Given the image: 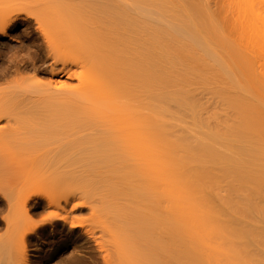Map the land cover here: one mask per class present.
<instances>
[{"label":"rangeland","instance_id":"374dc122","mask_svg":"<svg viewBox=\"0 0 264 264\" xmlns=\"http://www.w3.org/2000/svg\"><path fill=\"white\" fill-rule=\"evenodd\" d=\"M4 1L8 2V0H0V25L3 24V22L6 20V18L8 19L9 16L11 18L13 14L16 15L18 11L17 9L19 10L24 9L26 11L30 10L29 12L31 13L36 12L42 19L43 24L49 28L50 33L52 32L54 34L53 36H55L57 40L66 42L72 37L73 38L75 36L78 37V40L76 38L74 42L75 43L78 42L79 47L77 48L78 44L76 43L77 45L74 44L76 45V48H74L73 50L71 49L70 50L71 53H69V50H67L68 52L66 50L63 52L60 51L59 53L61 55L57 53L56 54L57 56L54 55L55 57L54 56H53L54 58L52 57L54 59L53 62L56 61L54 63H56L59 68V65L61 67V65L63 64V62L61 63V61L62 60L64 61L65 59L69 63V66L70 67L72 66L71 68L75 69L80 66H83L82 63L86 65L87 62L85 64V60L88 61L91 59L92 63L99 70V72L105 77V79L110 80L111 97L118 99V102L112 105V109L110 110V118L104 117L105 114L109 113V111L105 107L98 105V103L94 104L93 102L94 99L90 101V99H86L82 97L79 93H78L79 95L77 94L75 87H73L78 84V80L74 78L75 76L68 77L66 73H62V72L59 73L58 75H52L50 69L48 68L50 62L52 61L51 60L49 61V58H47V55H45V53L41 59L40 58H38L37 60L35 59L37 58V55H35L36 48L38 47L37 44L41 43L40 39L43 40V38L39 37L41 35L38 31H35L36 32L35 34L34 30L37 26L35 25L34 22L31 21L29 23L31 25L26 24L25 22L21 23V21H18V23H15V25L13 26H10V24L8 25L9 22L3 24L4 26L7 25L8 27L6 26L7 27L6 30L7 32L5 35L6 38L0 41V43L5 45L4 48H0V54L2 55V57L0 55V74H1L0 95L2 94V97L0 98L5 99V101L9 100L8 101L10 103L9 105L13 104L15 106L17 102L19 105L21 104L22 107L24 105L23 107L24 109L25 108L27 109V106L31 105L34 101L36 102L37 99L39 100V98L43 97L42 95H45V93H47L46 94L47 97H49L48 96L49 94L52 96V94L54 93L53 95L55 96V99L56 101H58L59 104L57 102H54L55 100L54 98L53 99L51 98L53 100L51 101L54 103H52L50 100L49 102L51 103H48L47 102L48 98L47 100L44 99L46 96L40 99L42 104L45 101L48 107H50L49 104L51 105V107H57V105H59L60 107L58 108L60 112L59 110H57L58 113L57 117L59 113L60 115L63 114V112L66 110L64 108L68 107L67 110L62 115L64 117H60L59 115L60 118H56L55 117L56 115L54 113L53 114L55 116L52 114L56 118V121L58 119L61 120L63 118L62 122H60L59 124L60 126H58L59 122L56 123L55 121L53 123L54 124L56 123L57 124V125L55 124L56 126L48 125L49 127H47L45 126L47 123L45 121L50 117H48L45 121H40L39 120L40 118L37 114L39 110L38 111L36 110V114L35 112H33L34 113L33 114L32 112L30 113V111L27 113V111H25L26 109L24 110L22 108L24 111L23 113H25V115L29 114L31 117H36L37 122H35L34 121L35 118H33V123H32L31 117H28L29 115L25 116L24 114H22L19 111L21 109H14L16 107H19L18 104L16 105V107L13 106L14 107L13 113L10 112L11 107L7 106L8 104H6V106L9 107L10 109L8 110L9 113H11L12 115H14L15 110H17L18 112V113L15 112L16 114L21 113L23 115V118L21 117L22 115H17L18 118H20L19 121L21 122L18 123L17 122L18 120H16L15 122L16 127L14 125V121L15 119L18 118H15L14 121H12L13 123L12 125L17 129V126L19 124H22L23 131L24 132L27 131L26 132L27 134H25L21 130L22 129L21 125H19L18 130H16L12 126V129L13 130L15 129L16 131L14 130L11 133H7L9 131H6V133L3 132L4 134H0L1 192H3L6 197L11 198L14 202V205L16 204V202L18 203L20 202L19 199H21L20 197L22 195H24V197L26 196L25 198H27V202L29 203V204L27 203V207H25V209L27 208L29 209V210L27 209L28 210L27 213L24 211V209H22L23 206L21 205V202L19 203L21 210L24 211L27 215L25 214L23 216L22 212L19 213L18 208L20 207L17 208L18 210L16 212L14 211V213L16 214H14L13 217L14 219L10 227V231L8 232L11 251H14L13 253H15L16 249L17 250L20 249L18 248L20 247L19 244H21L20 235L21 233L23 234L25 233V231L29 230L30 227L32 228V230L38 231L35 232V234L30 232L32 233L33 236H31L30 242L26 241L25 243L26 244L25 251L29 257L28 259L30 261V264H34L36 262H38L36 264H55L56 258L54 259L53 257H51L46 259L45 252L49 253L50 251L53 250V248L54 249L59 248L61 247V245L63 247L65 246V256H67L73 251L72 249L74 248L73 246L77 247L76 249L74 248L75 250L73 251V252H77L76 253L77 255L83 254V252L81 253L80 251H86V248L84 249V247L91 246L90 249H92L94 252L96 250L95 253L98 256L99 260L101 261L100 250L104 251L107 248L111 250V248L113 247L111 248L109 247V245L111 244L110 242L113 241V243L116 245V242L119 240H121L122 241L121 243H123L122 245H120L117 242V244L120 245V247L118 246L119 249L120 248L125 249L127 254L120 256V255H116V253L114 254L115 251L111 250L112 252L113 251L114 252H113V256H110V258L113 257L112 260L109 259L111 260L110 264H150L147 263L149 259L146 260L145 257L134 253V251L136 253H139L141 247L143 246L142 243L141 246L139 241H136V240H140L138 239L137 236H135L136 233H140V235H143L141 238L143 239L144 237V240H140V241L142 242L144 241L145 243V240L147 239V243H145V245H147L146 247L147 248L149 247L151 250L150 245L153 243L155 238V234L153 236L154 230L151 229V227L155 225V229H156L162 225L165 228V225H163V223L166 222L167 220H168L167 223L171 222L169 221V219L171 220L173 217L175 219V215L177 211L175 213L174 208L172 211L171 207H173V205L170 203L171 199L169 195H166L164 191L165 186L162 185L163 183L159 182L158 178L155 177L156 175L154 171L152 172L150 168H147L145 166L148 159L147 154H145L146 156L144 154L135 155L134 151L132 152L131 149H129V147L125 148L124 147L125 145L119 142L118 130H120L123 124L130 122L135 123L139 125L141 129L143 130L146 129L150 131V133L155 134L157 136L158 141L160 143H164L165 144L164 146H166V148L168 146L173 145L172 151H177L178 148L174 150L175 149L174 144L177 141L178 135L185 132L187 133V131H189L190 133L194 131L193 127L194 125H196L195 124L197 123L196 121H198V124L199 123L203 124L204 129L206 128V130L207 129L212 131L216 129L223 130L225 126L232 120V118L234 119L235 117L234 114L236 113L235 112L236 105L242 106L243 104H245L246 108L247 105L250 107L249 109L250 111H252V109L253 112L254 110L255 112L258 111L259 113L258 112L257 113L260 114L259 118L257 117L258 116L257 113H251V114L253 115L256 114L255 116L259 119V121L262 120L261 123L263 122L264 124V97H263L264 93L262 88H260L262 92L258 93L259 86L257 88L258 92H256L255 87L257 83L252 69L253 66L251 67V65H253L254 63L253 60L255 59L256 54L255 52L253 53V51L250 49L249 50L253 54L252 55L251 53L249 54L245 46L243 45L244 43L241 44V42L243 41L242 37L246 38L247 35L242 36V34L240 33L242 37L239 36L238 31L240 28L239 23L242 22L241 21L242 11L241 12L239 11L238 9L239 5H237L238 4L237 2L235 3V1L237 0H234V2L233 0H159L163 2L164 6L166 5V7L170 11H172V13L174 12L175 15L173 16L176 17L178 15L177 13L178 12L180 13V11H182L187 5L192 7L189 6L188 8L186 7L187 10L185 9L186 11L184 10L182 11L185 14L187 11L191 9H192L191 11L195 10L194 8L197 7L196 4L198 5V8L199 7L201 8L202 6L204 7L203 10L200 12L203 13L206 10L204 12L205 15L203 16L204 18L200 17L202 19L200 22L203 24L204 27L207 24L205 23L207 22V20L208 21L212 20L209 21V23L211 22L214 23V24L211 23L212 26L207 24L209 26V27L207 26L208 28L205 27L206 29H208L207 31H209L210 34L207 33L206 30H205L206 32L203 31L206 34H209L210 39L215 42V46L212 45L214 47L212 46L210 47V49L214 48L212 54H210L211 53L210 51H209L210 53L209 52L206 53V50H203L201 47H199L200 44L198 45L194 43L195 41L190 40L188 37L180 36L179 34H177V36L179 35L178 38L180 37V39L177 40L178 38L177 36H175L176 33H173L174 30L173 32L172 30L170 31L171 32L170 35L168 34L170 29L168 30L167 26H165L166 29L164 34L162 32L164 30L162 29L161 31L160 30L161 28H159L160 31L157 32L158 31L157 28L159 27L158 25L156 29H151L152 28L151 27L150 29L152 31L149 29L152 35H149L150 32L149 33L145 32L147 29L146 30L144 29L145 31L141 29L142 31L137 36L138 39L135 38L134 35H132L135 39L132 40L131 38L133 37L130 36L131 39L130 40L127 36H122L123 33L122 28L118 27L114 22L112 23L111 14L107 13L109 16H111V18H108L106 17L107 16L106 12L103 15L104 12L102 11L103 13H100L101 11H99L101 9L96 10L97 7L94 8V6H92L93 8L92 9L90 7L91 5L89 6V8L92 12L93 11L94 12L88 13L87 9L89 8H86V12H85L83 8L84 7L83 3L85 2L84 3L85 5H89V3L86 2V0H83L84 1L83 3H81L82 1L80 2V0H13V1L10 0L11 3H7L6 5ZM144 1L145 3L149 2V0H144ZM159 1L157 2L155 1V2L158 3ZM155 2L150 1V4ZM13 3L16 4L13 6L11 5ZM4 5L7 6L8 9L7 8L5 9ZM8 5L12 6V7L9 6L12 10L8 7ZM170 11L169 13H171ZM189 12H187V17H189L188 15L191 14ZM18 13H20V11H18ZM228 14L230 15V17L231 16L232 17L231 18L228 17L231 20L226 21L227 19L226 17L228 16ZM240 14H241V18H240ZM20 15H23V11L22 14L20 13ZM184 15H182L183 18ZM12 18L14 19L15 16ZM166 18H168V15ZM109 19L111 20V22L109 21ZM10 20L8 19V21ZM230 21L231 22L233 21L232 22L234 23L233 27H235V29L238 30L237 31L238 33L234 31L235 29L234 30L232 29L233 27H231L232 23H230ZM10 23H12V21ZM202 24L200 26H202ZM242 24L244 25L243 22L241 23V26H243ZM204 27L202 29H204ZM196 28L199 29L200 27H197L196 25ZM240 29L242 30V31L240 30V32L243 33V28ZM153 33L155 37L153 36ZM158 33H161L163 35L159 34L158 37ZM166 33L170 38L169 37L167 38ZM36 35L38 37L35 38ZM150 36L154 38L153 41L150 38ZM126 38H128V41L126 40ZM187 38L190 41L186 40ZM31 39L32 40L35 39V40L32 41ZM136 39L137 41H135ZM246 39L248 40V38ZM12 41H15L16 43L13 45L10 43ZM244 42L246 43L247 41H245L244 39ZM210 44H214V43H210ZM78 52L80 56L79 54H76ZM86 53L87 55H84ZM73 56H75L76 58L81 56L83 58L86 56L85 58L87 57L88 58L87 59L84 58L83 60L80 59L83 62H80L79 63L80 65L76 67L74 65H70L69 62L71 58L74 60ZM9 64L10 65L13 64V66L11 65V67H15L18 70L16 71V69L13 68L14 74L6 76L4 71ZM14 65H17V67ZM33 66H35L36 69L38 67L39 70L34 72L35 67L32 68ZM252 73L253 75H251ZM16 74H18L21 77H27L28 81L26 79H24L26 80V82L23 80L24 83L23 81H19L23 86L26 83L28 88L30 86L31 89H28L24 86L23 91H25L26 94L23 91H21L23 86L19 85V82H15ZM37 75L38 77L36 78V80L40 79L39 80L40 82L38 81L37 82L42 85L43 89H40L41 87L40 88L37 87L36 89V85L38 83L35 84V89L34 86L31 87L32 86L31 82L33 83L34 81H30V80H32V78L36 77ZM4 76L8 78H5ZM11 80H13L14 82ZM13 83L19 89L17 87H13L12 86ZM62 84L64 85V88L67 89V91L69 90L68 92H65L63 90L64 88H62L63 92L62 91L59 92L60 85ZM253 85L255 86L253 87ZM3 86H6V88ZM44 87L46 90H44ZM56 87H58L57 92L59 94L56 92V89H52ZM70 87H73L74 89L73 88L71 89ZM14 88H16V92H18L21 89L19 93H15V95L18 96L14 95V91H15L13 90ZM9 89L12 91H8ZM50 89H52L53 91H51ZM26 90L29 93H27ZM29 90L32 92L36 90L34 91L35 94L30 93ZM3 91H6L5 94ZM36 92H38V94ZM6 93L9 94L8 97L11 95L10 98L14 96L13 98H15V100L12 98H11L12 100L10 98H7ZM3 94L5 95L4 98H3ZM24 95H27L26 97L29 96L28 100L26 99V97L24 99ZM16 97H18L19 99ZM20 98H23L24 100ZM2 99L0 100L1 102L4 101ZM10 100L12 101V103L10 102ZM26 100L28 102H30L29 100H32L31 101L32 103H28L29 105L21 103V102L27 103L25 102ZM38 100L36 103L37 106L36 104L34 105V103L32 104L33 106H36L34 107V110L35 108L37 109L39 105ZM19 101L21 102L19 103ZM4 102L2 104L7 103ZM1 105L0 107H2ZM245 105H243V107ZM6 106L4 107L6 108ZM28 109H30V107H28ZM32 109L30 110L32 111ZM42 110L44 111V107L43 109H41V111ZM43 111L40 117L44 116L46 118L47 117L45 116L46 114L50 115L49 113L51 111L49 113L47 112L44 115H43ZM11 114L10 116L12 117ZM39 114H41L40 111ZM1 117H3L2 113L0 114V126L4 127L6 120L4 118L6 117V115H4V118ZM14 117L16 116L14 115ZM25 117L31 120V121L29 120L27 121H29L31 124H34V126L30 124L33 128L28 127L29 123L26 122ZM117 117L119 118V124L116 123ZM52 118L48 120L49 121L55 120V119L51 120ZM66 118L68 120L70 119V122H72L70 123V125H72L73 131L69 130V132L68 131L66 132L69 135H71V140L69 139L70 136L68 134L66 135V133L64 134V132H62V130L64 131L65 129L66 131V129L70 128L68 126H66V128H64V126L61 127V123H63V120L65 122V120H67ZM41 120H43V117ZM22 122L27 123L28 125L26 126V124H23ZM34 122L37 124H35ZM41 122L45 123V125H43L45 126V128H43L42 125L40 126ZM65 124L68 125L69 121ZM23 125H25V127ZM39 126L42 127L40 130L37 129L40 128ZM46 128L49 129L50 131L47 130ZM36 129L38 130L39 133H41L40 131H42V133L41 134L36 133L37 132ZM43 129L44 131H47L45 134L43 133ZM57 129L63 134L59 133ZM55 130L59 133V135L57 132H55ZM75 130L77 131V133ZM90 130L92 135H96L95 139L97 141L98 140L100 141L102 138L101 141L102 143L103 140H105L102 144L100 143L101 146H99L98 144L99 148L94 150L96 151L95 153H98L97 150L99 151L100 149L104 150L103 152L98 153V155L96 154L97 156L91 155L94 153L91 154L84 153V152H80L79 150V148L80 149L82 148L81 151L87 150L86 152H88V149H90L93 152V149L96 148L95 147L91 149L97 143L96 144L93 143L95 144L93 145L91 141H89L90 139L92 140L91 138L92 135L90 136L89 134L90 136L89 137L87 134L90 132ZM92 130L93 131L95 130L94 132L96 133L93 134L94 132ZM53 131L55 134L53 133ZM70 131L73 134L74 133L76 134H74L73 136L70 133ZM47 133L48 134L52 133L51 135H53V137L51 135H50L51 137L48 136ZM79 134H81L82 139H84L83 138L84 135L85 138H87L86 137L87 135L89 137L88 142L91 143L89 144V146L91 145L93 146L91 148L88 146L89 148L86 149L85 147L87 144L84 143H86L87 141L84 142L85 139L83 140V144H82L83 147L80 146L81 144L79 143V141L78 143H76L75 142L76 140L81 139ZM29 135L31 137L32 135H34L35 137L31 139L33 141L35 140L36 142L35 141L33 142L31 139L29 140L27 138V137L30 138ZM44 135L46 138L44 137ZM66 136L69 137L68 140H70V142L67 141ZM41 137H44L47 140ZM49 137L52 138L53 140L48 139ZM36 138L38 139L36 140ZM55 138L57 139V141L60 138L58 141L59 143L56 142ZM65 138H66L65 142L67 143L71 144L72 142H74L76 144H80L79 148L77 147L78 150L76 147H75L76 150L70 149V148H74L73 146H77V145L67 146L66 143H62L61 145L60 144L61 141L63 140L62 142H64ZM73 138L74 139L77 138V139L73 141L72 140ZM43 139L46 142H48L46 144L47 145L49 144L50 147H48L47 145H45V143H43L44 142ZM95 139L93 140V142L96 141ZM51 142L53 146L55 144L57 146L55 145L54 146L55 148L53 147L51 148L52 145L50 144ZM64 145L67 146L66 147L67 149L64 148ZM61 148L64 149L62 150ZM181 149L182 148H180L178 151H180ZM78 151L79 153L77 154ZM143 156H145L146 158H144ZM174 162L180 164L179 166L177 165V163L175 164L176 168L179 167L180 169V167H183L184 165L186 166L187 163L185 164V162L188 161L184 160V158H181V156L176 155V160ZM179 169L177 170L179 171ZM184 170L185 169L183 168V172H185ZM179 172L182 171L180 170ZM31 175H33V178L34 177L36 178L37 176V180H35L32 183H26L29 180L32 181L31 179L33 178H31ZM38 177L40 178L38 179ZM26 179L29 180L26 181ZM35 191L37 193H39V191L43 192L40 193L43 194V196L44 193L47 194L50 200L53 199L54 202L52 200L51 201L48 200V201L52 202L56 207L53 208L54 207L53 204L51 207V203H49L50 208L48 206V208L44 207L45 208L44 209L43 205L45 206L47 201H43V200H45V197L47 195L45 197L41 196L42 198L41 200L40 195H37V197L39 196L37 198L34 195L35 193L34 194L32 193ZM74 193L75 195L77 194V197H75ZM29 194L30 195L32 194L33 196L31 195L32 197L30 196V198H28ZM73 195H74V199L72 198L73 201H71L72 200L71 197H73ZM32 198L35 199L36 203L35 201H32L33 200ZM68 199H70L71 202L70 205L84 204L83 206L85 207L81 205L80 208V206H78L75 210H73L74 213L70 208L71 209L70 213L75 214L76 215V216L74 215L75 217H78L83 221V223L80 222L81 225H83L84 228L87 227L88 231L91 230L93 232L91 233V235L92 234L95 235V237H97V239L99 238L100 240L108 239L110 237L109 239L111 241L109 242L110 243L109 245L104 243L109 239L104 240V242L98 240L97 242L95 240L98 244L100 242H101L100 244L103 243L102 248H105L104 250L99 249V253H97L98 252L97 247L99 245L93 240L94 237L92 238L91 236H89L90 235L89 232H88L89 234H87V238L85 239L87 240V242L84 240L85 243H83L84 241L80 243L78 242L73 243L72 241L69 242L67 241L66 243L67 239L65 240V238L67 235V230H66L67 225H65L64 227L60 226L59 228L60 224L58 225L54 224L55 226H57L56 228L59 229L55 228V230H53L54 225H52V222L54 221L58 222L59 217L60 216L62 217L63 213L65 216L66 215L65 212L67 213L66 210L69 209L70 205L68 204L69 203ZM211 200L214 201L215 199L211 196ZM37 202H39L40 205H38L39 203ZM43 202H45V204H42ZM64 202L66 203L67 206L64 204ZM89 203L90 204L93 203L95 205L93 209H91L94 210L95 214L91 216L92 214L90 213L89 216L91 217L88 216V212H87V211L90 212V208L89 210L86 209L87 207H90ZM217 203L219 202L217 201ZM19 204L17 205L19 206ZM33 204H35L36 206H33ZM64 205L65 208H67L65 210L64 208L62 209ZM57 206H60L61 210H63L64 212L62 213V211L59 210L61 212L60 213L58 210H56V208H58ZM16 207L14 210H16ZM96 210L97 212H95ZM57 211L60 213L59 215ZM53 213L55 215L57 213V216L56 217L51 216V214ZM173 214L175 215L172 216ZM6 215H7V211L6 208H4L0 216L3 217ZM70 216L73 217V215ZM44 217H50L49 219H52V222H48L49 220H46L47 221L46 222L44 220ZM52 217L57 219L53 220ZM160 217L161 218L169 217V219L167 218L166 221L165 218L160 220L161 219ZM154 223H157L158 227H156V224ZM158 223H160L161 225L160 224L158 225ZM3 224H1L0 226V237H2L3 236L2 234H4L6 231L5 224L4 226ZM41 224L44 226V228L42 227ZM40 227H42L43 229ZM159 228H161V230L164 229L162 227ZM61 230L64 232H62ZM83 231L84 233L85 232L87 233V229H84ZM78 232L79 230L75 229L73 232L74 233L73 236H80L82 232L81 233ZM141 232L143 234H141ZM54 233H56L55 235L56 237L52 238L51 235H53ZM38 234L40 235L41 240L37 241L35 237ZM134 236L137 238L136 240L134 239L133 241ZM126 238L129 239L131 238L132 241L130 240V242H128ZM90 240H91V244H90ZM92 241L96 244H94ZM92 243L96 246H94ZM104 245L105 246L107 245V248L104 247ZM77 249L79 250L77 251ZM129 250L133 251L134 254L132 253L130 254ZM150 250L147 249L146 251L149 252ZM119 251L121 254H123L121 250ZM148 252L144 253V255L148 254ZM9 255H11V253ZM11 256H13V254ZM117 256L120 257L117 258ZM139 256L141 257L140 259ZM6 257L4 259H6Z\"/></svg>","mask_w":264,"mask_h":264},{"label":"bare ground","instance_id":"6f19581e","mask_svg":"<svg viewBox=\"0 0 264 264\" xmlns=\"http://www.w3.org/2000/svg\"><path fill=\"white\" fill-rule=\"evenodd\" d=\"M150 1H153V2L156 1L157 2L159 0H155V1L149 0V2H147V3H145L144 0H86V2L89 3V5H85L84 4L85 2L83 0H80L81 3L84 2L83 8H84L85 12H86V8H89V6L91 5L90 6L91 8H92V6H94V8L97 7L96 10L101 9L99 11H101L100 13L104 12L103 15L106 12V15H107L106 17L111 18V16H112V18H111L112 23L114 22L118 27L122 28L123 29L122 36H127L129 39H130V36H132V35H134L135 38H137L138 34H140V32L144 29L145 30L147 29L148 31L147 30L146 31L144 30V31L148 32V33L150 32L149 35H152L151 29H156L158 27V25H159V27L157 28L158 29L157 32H159L160 30L162 31V29H163L164 31H162V32L164 34L165 29H166L165 26H167L168 30L170 29L169 33H168L169 35L171 34L170 31L172 30V32H173V30H174L173 33H176L175 36H177V34H179L180 36L188 37L190 40L195 41L194 43H196L198 45L200 44L199 47H201L203 50H206V53H208L210 51L211 53L210 52L209 53L212 54V51L214 48L210 49V47L212 45L215 46V42L210 39V35H209L210 33H209V31H207L208 29H206L205 27H207L208 25L212 26V24H214V23L211 22L212 23L211 24V23H209V21H212V20H209V21L207 20V22H205V23H207L208 25L206 24V26L204 27L203 24L200 22L202 20L201 18L205 15L204 12L206 11L205 10L203 13L200 12L203 10V8H204L203 6L201 7L202 8L201 9L200 7L198 8V5L196 4L197 7L194 8L195 9V10H193L194 12L191 11L192 9L190 8L191 9V10H189L190 12L189 11H187V12H189L191 14L188 13L189 17H187V12H186V14L184 12H182L183 10L184 11L187 10V8L189 6V5H187L186 6L187 8L183 7L184 9L183 10L181 9L182 11H180V13L176 12L178 14V15L176 14L177 15V17H176V16H173V15H175L174 12L172 13V11H170L166 7V5L164 6L163 2H161V1L158 2L159 4L161 3L160 4L161 6H160L156 2L150 4ZM233 2H234V0H233ZM236 2L238 3L237 5H239L238 6L239 11L240 12L242 11L241 14H242V19L244 21L242 19H241V21L244 23V25L242 24L243 26H241V23H242L241 22V23H239L240 26L239 25L238 26L240 28H243V33L240 32L241 29L239 27H238L239 31L237 29H235V27H233V25H234V23H232L233 21L232 22L230 21V23H232L231 27H233L232 28L233 30L235 29L234 31L239 32L240 37L247 35L246 38H248V40L246 38L242 37L243 41L241 42V44L244 43L243 45L245 46V48L249 54L251 53L250 50H252L253 53L255 52V54H256L255 59L253 58L254 63H253V65H251V67L253 66L252 69H253V73H254V76L256 79V83H257L255 90H256V92H258V90H259L258 93H260V92H262L260 88H262L263 93H264V0H237V1H235V3ZM7 3H11L10 0H8V2H5V5ZM15 4L16 3H13L11 5L14 6ZM9 6L10 5H8V7ZM10 7H12V6H10ZM189 7H192V6H189ZM6 8H7V6H5V9ZM165 8H167L171 13H169V11ZM197 8L201 9V10H198ZM240 8H241V10H240ZM17 10L20 11L21 14L23 11L24 16L20 15V13H18V11H17L16 15H14V14L12 15V17L15 16L14 19L12 17L10 18V16H9L8 19L9 20L12 19V20L8 21V19L6 18L7 21L5 20L3 22V24L9 22L8 25L10 24V26H13V25H15V23H18V21H21V23L25 22L26 24H29L31 21L34 22L35 25L37 26L35 28L34 32L38 31L40 33V35L42 37L41 36H39V37L43 38V40L40 38H38V39H40L41 43L43 41V45H44V47L41 48V43L37 44L38 47L36 48V51H35V55H37V58H35V59L36 60L38 58L41 59L45 53V55H47V58H49V61L50 60L52 61V62H50L49 67H48L50 69V72L52 75H58L59 73L62 72V73H66L68 75V77L75 76L74 78H76L78 80V84L76 86H73V87H75L77 94L79 93L82 97H84L86 99H90V101H92L94 99L93 100L94 104L98 103V105L105 107L109 111V113L105 114L104 117L110 118V110L112 109V105L117 103L118 99L111 97V95H110V90H111L110 80L105 79V77L99 72V70L92 63V60L90 58L89 59L91 61L85 60V64L87 62L86 65H84V63H82L83 66L78 67V65H80L79 63L83 62L81 60H83L86 56L83 58H82V56L77 57V58L75 56H73L75 61L71 58V60L69 62H70V65H74V66L78 67L75 69L71 68L72 66L70 67L69 63L65 59H64V61L63 60L61 61V63L63 62V64L61 65V67L59 65V68H58V65L56 63H54L56 61L53 62V60H54L53 58L55 56H57L56 55L57 53L59 55H61L59 53L60 51L63 52L65 50L66 51L69 50V53H71L70 50L71 49L73 50L74 48H76L77 44H78V46H77V48H78L79 43L76 42L77 43L76 44L74 42L76 38L78 40V37L73 35L75 37L70 38L66 42H62L60 40H57L55 38V36H53L54 34L52 32L50 33L49 28L43 24L42 19L40 18V16L36 12L31 13V12H29L30 10L26 11L24 9H20V10L17 9ZM89 10H90V8L87 9L88 13L94 12V11L92 12L91 10L90 11ZM164 10H166V11H164ZM107 13L111 14V16H109ZM226 13H225V15H226ZM164 14L165 15L167 14L168 18H166L167 15L165 16ZM181 14L186 15V16L184 15L185 19L183 18V16ZM241 14H240V18H241ZM190 16H192V17H190ZM196 17H198V18H196ZM228 17H230L229 14L226 17L227 18L226 21L231 20ZM196 19H197V22H199L200 24L196 22ZM111 20L109 19L110 22H111ZM11 21H12V23H10ZM3 24H1L2 26L0 25V29H3L4 34L6 35V32H7L6 30H7L8 26L6 25L7 26L6 27ZM198 24H199V26H198ZM201 24L204 27V29H202L203 27L200 26ZM29 25H31V24H29ZM196 25H197V27H200V28L197 29ZM10 26H9V28H10ZM159 28H161V29L159 30ZM149 29L151 31H149ZM205 30L209 34H206ZM203 31H205V32H203ZM45 33L47 35H45ZM161 33H158V37H159V34L163 35ZM240 33L242 34V36L240 35ZM35 34H36V32H35ZM51 34L53 37L51 36ZM168 34L166 33L167 38L169 37ZM207 35H209V36H207ZM153 36L155 37L154 33H153ZM178 36H177V38H178ZM36 37H38V36L36 35L35 38ZM184 37H183V39H184ZM128 38H126L127 41H128ZM135 38L133 37L131 39L133 40ZM150 38L152 39V41L154 40V38L152 36H150ZM188 38L186 40H189ZM71 39H74V40H71ZM137 39L135 41H137ZM179 39H180V37L177 40H179ZM181 39H182V37H181ZM244 39H245V41H247L246 43L244 42ZM33 40H35V39H33ZM239 40H241V39H239ZM49 42L51 44V48L53 51V54L50 57L47 53ZM210 43H214V44H210ZM74 44H76V45H74ZM34 45H36V44H34ZM214 46H212V47H214ZM253 53H251V55ZM3 54H4V52H3ZM76 54H79V52ZM84 55H87V53ZM79 56H80V54H79ZM1 57H2V55H1ZM87 58H85V59H87ZM40 59H39V61H40ZM72 60L74 61V63ZM42 62H44V61H42ZM61 63H59V64H61ZM65 63H67L68 65ZM249 64H252V63H249ZM11 65L13 66V64H11ZM14 66L17 67V65H14ZM34 67L35 66H33L32 68H34ZM12 68H15V67H12ZM17 70L18 69H16V71ZM30 70H31V68H30ZM38 70H39L38 67H37V69H36V67L34 68V72H36ZM16 71H15V73H16ZM39 72H41V71H39ZM253 73L251 75H253ZM6 76H8V75H6ZM6 76H4V77L8 78ZM34 76H35V74H34ZM37 77H38V75L36 77H33L32 80H30V81H34L33 82L34 84L31 82V85H32L31 87L34 86V89H35V84L40 82L39 81L40 79L36 80ZM5 78H3V79H5ZM0 79H1V77H0ZM255 79H254V81H255ZM26 80H24V81L26 82ZM11 81H13V80H11ZM21 81H23V80H21ZM24 81H23V83H24ZM19 85H21L20 82H19ZM40 85L41 84L38 83L36 85V89H37V87L38 88L41 87L40 89H43L42 85L41 86ZM12 86L17 87L16 85H14V83ZM21 86H23V85H21ZM24 86L26 88H28L27 83ZM24 86L22 87V90L20 89L21 91H23ZM254 86L255 85H253V87ZM258 86H259V89L257 90ZM3 87L6 88V86H3ZM73 87H70V88L72 89ZM57 88L58 87L52 88V89H56V92H57L58 91ZM62 88H64V86L60 87L59 92L60 91L63 92V90L65 92L69 91V90L67 91V89H65V88L62 90ZM28 89H31L30 86ZM40 89H39V91H40ZM52 89H50V90L53 91ZM71 89H70V91H71ZM13 90H15L14 95H15V93H19V91H20L19 90L18 92H16V88H14ZM44 90H46L45 87H44ZM44 90H41V91H44ZM8 91H12V90L9 89ZM34 91H36V90H34ZM34 91L33 92L30 91V93L35 94ZM3 92L5 94L6 91H3ZM23 92L25 93V91H23ZM26 92H27V90H26ZM38 92H36V93L38 94ZM54 92H55V90H54ZM27 93H29V92H27ZM4 94H3V98L5 96ZM46 94L47 93H45V95H42V94L41 95L43 97L46 96L44 99L47 100V98H48L47 102L51 103L53 101L52 99L53 98L55 99V96L53 95L54 93L52 94V96L49 94L48 95L49 97H47ZM6 95H7L6 96L7 98H10V96H11L10 95L8 97L9 94H7V93H6ZM15 96H18V95H15ZM26 96L27 95H24V99ZM33 96H35V95H33ZM260 96H261V94H260ZM0 97H2V94L0 95ZM13 97L14 96H12L11 98L15 100V98H13ZM28 97H26L27 100H28ZM43 97H41V98H43ZM56 97H58V96H56ZM16 98H18V97H16ZM41 98H39V100L37 99L39 101L38 102L39 105H38L37 109L35 108V110H34V107L37 106V104H36L37 100L36 99H35L36 102L35 101L33 102L34 105L36 104V106L32 105L33 104L31 102L32 100H29L30 102H28L26 100L25 102H27V103L19 101V103L21 102L22 104L32 103L31 105L28 104L29 106H27V109L25 108L26 109L25 110L23 108L24 105L22 107V105L21 104L19 105L17 102H16L15 106L13 104L9 105L10 104L8 102L9 100L5 101V99L0 98V100L2 99L5 102H7V103H5L3 101L5 104H2L3 102L0 101V103L2 104V105L0 104L2 106V107H0V111H1L0 114L2 113V116H3L1 118H4V115H6V117L4 118V119H6L5 120V126L4 127L0 126V134H4V133H6V131H9L7 133H11L12 131H14L16 129L15 128L16 127V125H15L16 120H18L17 121L18 123L21 122V121H19L20 118H18L17 115H22V114L25 115V113H23L24 112L23 109L25 111H27V113L30 111V113L35 112V114H36V110L37 111L39 110L41 112V114H39V111L37 114L40 118L39 119L40 121H45L48 117H50V118L53 117L51 120L55 119L53 121H49L48 119H50V118H48L45 121V122H47L46 125L44 122H41V124L39 123L40 126L42 125L43 128H45V126H47V127L53 126L57 122H59L58 126H60L59 124H60V122H62L63 118L61 120L58 119L59 121L58 120L56 121V118L64 117L62 115L64 114V112L67 110L68 107L66 106L67 108H64L66 110L63 112V114H62V111H63L62 110L61 111L62 115H60V113H59L60 117H59V115L57 117V114H58L57 110H59L58 107H60V106L55 103L57 105V107H51V105L49 104V106L51 107L50 108V107H48V105L46 104V102L44 100H43L44 101L43 104L45 103L46 105L44 104V106H43V104L40 100ZM20 99H23V98H20ZM32 99H34V98H32ZM11 100H10V102L12 103ZM49 100L50 101L52 100V101L49 102ZM54 102L58 103V101H56V99L54 100ZM54 102H52V103H54ZM6 104H8L7 106L11 107L10 108L11 113H13L14 109H21L22 111L21 110H19V111L22 114L20 112H19L20 114H16L15 112H17V110H15L14 115L16 117H14V115L9 113L8 110H10V109H9V107L6 106ZM17 104L19 105V107L20 106L21 107L20 108L16 107ZM3 105L6 106L7 110ZM243 105H245V104H243ZM243 105L242 106H240V105L235 106L236 107L235 108L236 113L234 112L235 117L233 116L234 119L232 118V120L225 126V128L223 130H219V129L218 130L216 129L213 131L209 130V129L206 130V128L204 129L203 124L199 123L201 125L200 126L198 124V121H196L197 123H195L196 125H194V127H193L194 131H192L191 133L189 131H187V133L185 132V133H182V134L177 136V141L174 144V148H175L174 150H176L177 148H178V150L180 148H182L180 151L177 150L178 153H177V151H172L173 145L168 146L166 148V146H164L165 145L164 143H160L158 141L157 136L155 134L150 133V131H148L146 129H144V130L141 129V127L135 123L130 122V123L123 124L121 126L120 130H118L119 142L124 144L125 148L129 147V149H131L132 152L134 151L135 155L136 154L137 155L138 154H140V155L141 154L142 155L147 154L148 159H147V163L145 166L147 168H150V170H152V172L154 171L155 175H156L155 177L158 178L159 182L163 183L162 185L165 186L164 191H165L166 195H169V197L171 199L170 203L173 205V207H171L172 211H173V208L175 209L174 210L175 213L177 211L176 215L175 214L172 215V216L175 215V219L173 217L170 220L169 217H167L169 219V221L172 222V224H171V222L167 223L168 220L166 221L167 218H165V217L164 218H165L166 222L163 223L161 221L163 223V225H165V228L160 223H158V225L159 224L161 225L159 227H162L164 229L161 230V228H159L157 226V223H154V224H156V227H158V228L155 229V225H153L151 227V229L154 230L153 236L155 234L154 241L152 239L153 243L150 245L151 250L149 247L148 248L146 247L147 245H145V243H147V239L145 240V243H144V241L143 242L140 241V240H144V237H143V239L141 238L143 235H140V233H136L135 236H137L138 239H140V240H136L137 237L134 236L133 241L135 239L136 241H139L140 245H141V243L143 245V246L141 245L142 247H141V250L139 253H136L135 251H134V253L145 257L146 260L149 259L148 261H150V262L147 261V263H150V264H264V126H263L264 124H263V122L261 123V121H262L261 119H260L261 121H259V119H258L260 117L259 116L260 114H258L259 113L258 111L255 112V110H254V112H253V109H252V111H250L249 110L250 107L248 105H247V108H246V105L244 107H243ZM13 106L16 108H14ZM31 106L33 109L31 108ZM45 106H47V107H45ZM28 107H30V109H32V111L30 109H28ZM43 107H44V111L42 110L43 115L46 114L47 112L49 113L51 111L52 113L51 112L49 113L51 116L46 114L45 115V116H47L46 118L44 116L40 117V115H42L41 109H43ZM48 108H50V109H48ZM55 108H56V111H55ZM61 108H63V107H61ZM59 112H60V110H59ZM7 113H8V115H7ZM251 113H257L258 118L255 116L256 114L253 115ZM10 114L12 115V117L10 116ZM28 115L29 114H27L25 116H28ZM9 116L12 119H10ZM33 116H35V115H33ZM21 117L23 118V115ZM28 117H31V116L29 115ZM42 117H43V120H41ZM261 117H262V114H261ZM15 118H18V119H15ZM33 118H35L34 121L37 122L36 117H31L32 123H33ZM14 119H15V121H14ZM27 120H29V119L26 118V122L29 123L28 127L33 128L32 126H34V124H31L29 122L31 120H29V121H27ZM6 121H7V123H6ZM12 121H14L15 127L12 125L13 124ZM55 121H56V123L54 124L53 122H55ZM68 121H69V124L66 125L65 123H67ZM27 123H23V124H26V126H27L28 125ZM63 123H61V127L62 126H64V128H66V126L70 127V128L67 127L68 129H66V131L63 128L64 131L62 130V132H64V134L67 131L69 132V130L73 131L72 125H70V123H72V122H70V119L65 120V122L63 120ZM116 123L119 124V118L118 117L116 118ZM35 124H37V123H35ZM19 125H21V127H22V124H19ZM19 125L17 126L16 130L19 129ZM43 125H45V126H43ZM12 126H13V128H15L14 130L12 129ZM23 126L25 127V125H23ZM202 126H203V128H202ZM21 127H20V129H21ZM35 127H34V129H35ZM42 127L37 128V129L40 130ZM51 129H52V127H51ZM21 130L23 131V127ZM47 130H49V129H47ZM60 130H61V128H60ZM57 131H59V130L57 129ZM57 131L55 130V132H57ZM26 132H24V133L27 134ZM40 132L42 133V131H40ZM46 132L47 131H44V129H43V133L45 134ZM62 132L59 131V133L63 134ZM87 132H89V131H87ZM36 133H39L38 130ZM41 133H39V134H41ZM53 133H54V131H53ZM59 133H58V135H59ZM70 133L74 136V134H76L77 131L74 134L71 131H70ZM95 133L96 132H94L93 134H95ZM51 134H48V136H50ZM67 134L68 133H66V135ZM81 134H79L80 137H81ZM87 134H88V136H89V134L91 136L92 135L91 130ZM34 135H32V137L29 135L30 138L27 136L26 137L30 140L31 138L33 139V137H35ZM51 136L53 137V135H51ZM69 136H70V138L66 136L68 142H70V140H71V135H69ZM88 136L86 135V137L88 139L85 138V135H84L83 138L85 140L82 139V137H81V139L75 141L76 143H78V141H79V143L81 145L76 144L72 141H71L72 142L71 144L67 143V142H65L66 138H65L64 142H62L63 141L62 140L60 144L62 145V143H66L67 146L77 145V146H73L74 148H70V149L76 150L75 147L79 148V145L82 146L83 140H84V142L87 141L86 143H84V144H87L86 147L84 146L86 149L89 147L91 148L93 145H95L97 143L91 149H93L95 147L96 148L93 149V152L90 149H88V152H86L87 150L81 151L82 148L81 149L79 148L80 152L90 153V154L94 153V154H91L94 156L96 154L98 155V153H100V152H103L104 150H102V149H100V151L97 150L98 153H95L96 151H94V150L99 148V146H101V144L105 140H103V142L101 143L102 138L100 141L99 140L97 141L95 139L96 135H92V137H91L92 140L91 139L89 140L90 136L89 137ZM36 137H39V136H36ZM44 137H45V135H44ZM44 137H41V138H44ZM50 137L48 139H52ZM68 138L70 140H68ZM37 139L38 138H36V140ZM59 139H58V141H59ZM75 139H77V138H75ZM75 139L73 138L72 140L74 141ZM94 139L96 140L95 142H93ZM43 140H41V141H43ZM45 140H47V139H45ZM45 140L43 143H45V145H47L46 143H48V142H46ZM88 140L91 141L92 144L93 143H95V144L89 146V144H91V143L88 142ZM58 141L56 139V142H58ZM50 144H52V142ZM98 144H99V146H98ZM47 146L50 147L49 144ZM54 146L52 144L51 148L52 147L55 148ZM67 146L64 145V148L67 149L66 148ZM64 148H61V149L63 150ZM78 148H77V150H78ZM89 151H91V152H89ZM78 153H79V151L77 152V154ZM176 155L181 156V158H184V160H187L189 163L185 162V164L187 163L186 166L184 165L183 167H180V169H179V167L176 168L175 164L177 162L176 163L174 162L176 160ZM145 156H143V157L146 158ZM177 165L179 166L180 164L177 163ZM183 168L185 169L184 170L185 172H183ZM177 169H179V171L181 170L182 172H179ZM31 178H33V175H31ZM39 178L40 177H38V179ZM33 179H31L32 181H30L29 179H28L29 180L28 181L26 179V181H28L26 183L34 182L35 180H37V176H36V178L34 177ZM32 193L33 194L35 193L34 194L35 197H37V195H40L41 200H42L41 196L45 197L47 195L44 193V196H43V194H40L43 192H40V191H39V193H37L36 191L32 192ZM31 195L29 194V197L28 196L27 197L30 198ZM74 195H75V193H74ZM74 195H73V197H71V199L72 198L74 199ZM211 196L216 200V203H215V200L214 201L211 200ZM25 197H24V195H22L20 197L22 200L21 199H19V200L21 202V205L23 206L22 209H24V211L27 213V211L29 209L28 208H27L28 210L25 209V207H27V203H28L27 198H25ZM47 197H48V195L45 197V200H43V201H47V203H46L47 205L45 204V202L42 203V204H45V206L43 205V208L44 207L48 208L49 203H51V207H52L53 203L49 202L48 200H50V198L49 197L47 198ZM75 197H77V194L75 195ZM73 199L71 201H73ZM51 200L53 201V199H51ZM68 200H69L68 204L70 205V203H71L70 199H68ZM32 201H35V199H33ZM37 201H39V200H37ZM217 201L219 203H217ZM65 202H64V204L66 205ZM19 203L16 202V204L14 205L13 200L9 197H6L5 194L3 192H1V189H0V214L4 208H6V211H7L6 216H3V217L0 216V226H1V224L4 223L5 228H6V231L4 233L5 235L2 234L3 236L0 237V257H1L0 260H1L2 264H4V263L5 264H9V263L10 264H14V263H16V264H30V261L28 259L29 257L25 251V248H26L25 243H26V241L30 242V238H31V236H33L32 233L35 234V232H38V231H34L30 227H29V230H32V231L27 230L28 228L25 229L28 232L25 231V233H23V234L21 233V235H20L21 244H19L20 247H18L20 249H18V250L16 249L15 250L16 252L13 253L14 251H11V247H10V239H9L8 232L10 231V227H11L13 219H14L13 218L14 214H16V213H14V211L16 212L19 209V213L22 212L23 216L26 214L24 211L21 210ZM35 203H36V201H35ZM37 203H39V202H37ZM17 204H19V206ZM91 204L89 203L90 207L86 208L87 210H89V208H90V212L87 211L88 216L90 215V213L92 214L91 216H93L95 214L94 210H91V209H93V207L95 205L93 203H91ZM38 205H40V203ZM65 205L62 207V209L64 208V210L67 209V208H65ZM74 205H77V206H74ZM81 205L83 206L84 204H79V205L78 204H72L69 206V209L66 210L67 213L70 215H73V217L68 215L66 212H65L66 215L64 216V213H63L64 211L61 210L60 206H57L58 208H56V210H58V211L61 210L63 213L62 214L63 216L59 217L58 222L57 221L52 222V219H48L49 220L48 222H52V225L60 224L59 228H60V226L64 227L65 225H67V227H66L67 228L66 229L67 235H66V238L64 237L65 240L67 239L66 243H67V241L68 242L72 241L73 243L83 242L87 238V234H89V233H90L89 236H91L92 238L94 237V239H93L94 241L98 240V241L104 242V240H108L110 237L108 239L100 240L99 238L97 239V237H95V235L92 234L93 235L92 236L91 233H93V232L91 230H90L91 232L88 231L87 227L84 228L83 225H81L80 222L83 223V221L81 219H79L78 217H75L76 216L75 214L70 213L71 209L73 211L78 206H80V208H81ZM33 206H36V205L33 204ZM15 207H16V210H14ZM18 207H20V208H18ZM55 207L56 206L54 205L53 208H55ZM59 207H60V209H59ZM83 207H85V206H83ZM49 208H50V206H49ZM80 208H79V210H80ZM30 210H32V209H30ZM58 211H57V213L59 215L61 212L59 211L60 212L59 213ZM95 212H97V210ZM57 213H56V215H54L55 217L57 216ZM73 213H74V211H73ZM91 216H89V217H91ZM52 218H53V220L57 219V218L55 219L54 217H52ZM160 218H158V219H160ZM164 218H161L160 220H162ZM78 219H79V221H78ZM157 221H159V220H157ZM78 222L80 225L78 224ZM165 223H167V224H165ZM4 224H3V226H4ZM55 225L53 227L54 228L53 230H55V228L57 227ZM73 225H75V227H73ZM42 227L44 228L43 225H42ZM42 227H40V228H42ZM59 228H56V229H59ZM83 228L87 229V233L86 232L84 233ZM75 229L79 230V232L80 233L82 232L83 234L81 233L80 236H73L74 235L73 232ZM30 232H32V233H30ZM62 232H64V231H62ZM142 232H141V234H143ZM76 233H75V235H76ZM39 234L37 236L34 235V236H36L35 238L37 241L41 240L40 239L41 237ZM41 234H43V233H41ZM68 234H70V235H68ZM55 235H56V233L51 235V237L54 238V237H56ZM144 236H145V234H144ZM126 239L128 242H130V240L132 241L131 238L130 239L126 238ZM65 240H64V242H65ZM91 240H90V244H91ZM47 241H48V239H47ZM85 241L87 242V240H85ZM85 241L83 243H85ZM110 241L111 240L109 239L108 241H106L104 243L108 244V245L111 243L109 245V247L110 248L111 247L116 248V249L111 248V250L115 251V252L113 251L114 254L116 253V255H120V256L127 254L125 249H123V248L119 249L120 245L123 244V243H121L122 242L121 240L117 241L120 245L117 244L116 241H114V242H116V245L113 243V241H111V242ZM96 243H94V244H96ZM100 243L99 244L97 243L99 245V246L97 245L98 246L97 247L98 248L97 253H99V249H103V250L105 249V248H102L103 243L102 244H100ZM68 244H70V243H68ZM71 246H73V245H71ZM94 246H96V245H94ZM73 247L75 249L77 248L76 246H73ZM90 247H84V249L86 248V251H80L81 253L83 252L82 255L80 253H79L80 255H77L76 254L77 252H73L75 249L72 248L73 251L70 254H68L67 256H65V246L63 247L61 245V247H59V248H56V249L53 248V250L50 251L49 253L45 252V257H46V259L51 258V257H53L54 259L56 258L57 260L55 259V261H56L55 264H110V261L113 259V257L110 258V256H113V252L109 248H107V245L106 246L104 245V247H106L107 249H105L104 251L100 250L101 261L99 260L98 256L95 253L96 250L94 252L92 249H90ZM145 248H146V250L148 249L150 251L149 252L146 251ZM79 249H77V251ZM122 249H123V251H122ZM116 250H117V252H116ZM119 250H121V252L123 254H121ZM144 250H145V252H144ZM129 252H130V254L131 253L134 254L133 251H131V250H129ZM141 252H143V253H141ZM146 252H148V254H145L146 256L148 255L147 257L144 255V253H146ZM10 253H11V255L13 254V256L9 255ZM15 255H17V256H15ZM84 255H86V256H84ZM120 256H117V258ZM140 256H139V259L141 258ZM5 257H6V259H4ZM9 257L10 258L14 257L13 258L14 260L12 258L10 260ZM109 259H111V260H109ZM45 261H48V260H45ZM31 263H34V262H31ZM36 263H38V262H36ZM36 263H34V264H36Z\"/></svg>","mask_w":264,"mask_h":264},{"label":"snow or ice","instance_id":"6c2138e0","mask_svg":"<svg viewBox=\"0 0 264 264\" xmlns=\"http://www.w3.org/2000/svg\"><path fill=\"white\" fill-rule=\"evenodd\" d=\"M45 35H47V34L45 33ZM5 38L6 37H5V34H4V30L0 29V41L4 40ZM10 43L14 45L16 42L12 41ZM4 47H5V45L0 43V48H4ZM43 47H44V45H43V43H41V48H43ZM47 53H48L49 57L53 54L50 42H49V45H48ZM5 74L6 75H13L14 74V69L11 67L10 64L5 68ZM24 79H27V77H21L18 74L15 75V82H19V81L24 80ZM63 86L64 85H60V87H63ZM54 215H55L54 213L51 214V216H54ZM49 218L50 217H44V220L46 221ZM73 227H75V225H73Z\"/></svg>","mask_w":264,"mask_h":264}]
</instances>
